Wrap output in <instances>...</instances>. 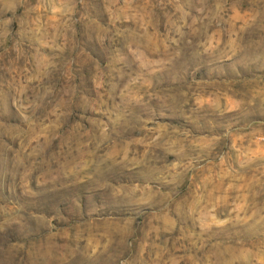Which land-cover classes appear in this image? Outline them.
I'll return each mask as SVG.
<instances>
[{"label": "rangeland", "instance_id": "374dc122", "mask_svg": "<svg viewBox=\"0 0 264 264\" xmlns=\"http://www.w3.org/2000/svg\"><path fill=\"white\" fill-rule=\"evenodd\" d=\"M0 264H264V0H0Z\"/></svg>", "mask_w": 264, "mask_h": 264}]
</instances>
